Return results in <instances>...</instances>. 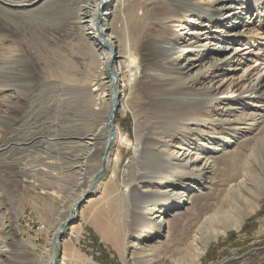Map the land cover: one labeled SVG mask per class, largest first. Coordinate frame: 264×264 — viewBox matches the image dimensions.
Returning <instances> with one entry per match:
<instances>
[{
  "label": "bare ground",
  "instance_id": "obj_1",
  "mask_svg": "<svg viewBox=\"0 0 264 264\" xmlns=\"http://www.w3.org/2000/svg\"><path fill=\"white\" fill-rule=\"evenodd\" d=\"M215 3L195 0H0V15L8 17L20 10L39 12L52 8L59 13L71 12L84 31L86 45L94 46L89 48L92 50L94 73H91L88 88L79 91V95L89 98L94 107L101 100L107 104V117L98 127H103L105 132L100 138L104 142L99 154L100 165L108 167L113 161L116 166L119 160L117 153L111 161L113 148L110 138L131 143L130 138L121 134L110 120L111 114L114 119L117 114L132 111L135 142L131 162L141 167L146 165L149 174L146 176L137 169L132 184L142 188L129 191L141 211L143 231L138 233L132 246L139 248L145 258L152 251L164 249L160 259L147 258L145 264H153L154 261L156 264L199 263L207 244L229 229H240L246 217L257 210L264 194V188L259 187V182L264 181V58L250 72L253 83L244 91L249 94L223 100L216 119L206 116L207 103L215 94L234 91L229 85L225 86V79L217 75L213 82L208 80L204 87L195 88L196 82L203 77L201 72L221 68L233 71L239 64L236 62L242 59L241 51L236 52L232 44L238 37V24L246 19V16L241 19L243 9L228 26V40L219 36L223 23L233 16L237 8H241L240 2L228 0L220 6ZM180 14L194 17L192 27L186 31L187 39L181 36L183 40L179 41L168 33L153 32L163 26L164 20H177ZM141 22L145 23L144 30ZM210 25L213 30L209 29ZM194 28L200 30L195 31ZM143 45L148 46L150 62L141 66L138 75L134 65ZM21 65L19 60L0 61V80L9 78L13 85L24 87ZM156 71L161 75H155ZM136 84L139 94L132 91ZM127 87L131 89L128 96L118 102L117 95H123ZM7 117L6 111H0V120ZM216 121L224 125L218 134H208L209 129L205 133L192 126L198 123L214 125ZM186 122L192 129L191 133L183 130ZM94 133L80 139H86V143L93 145L98 139ZM92 149L89 147L85 156L91 154ZM222 158L226 165L219 166ZM100 174L101 171L97 170L95 177ZM215 175L219 182H216ZM215 182L216 186H223L218 193L213 186ZM250 188L253 191L249 193ZM197 194L205 199L197 200ZM208 198L215 199L210 202ZM107 200L105 197L104 201ZM187 204L193 205L192 210ZM80 208L78 213L81 217L83 205ZM179 208L191 211L194 218L189 232L175 239L169 247L180 255V262L174 263L166 259L168 244L165 245L161 238L165 237L168 218ZM100 209L92 221L103 230L107 223L103 216L113 215L117 208L111 199L106 208ZM61 213L57 211L50 225L44 229L47 240L45 264L53 252V238L61 228ZM77 221L66 229L60 241L57 240L62 249L67 244L64 240L68 234L77 228ZM152 240L154 243H150ZM4 250V245H0V254Z\"/></svg>",
  "mask_w": 264,
  "mask_h": 264
},
{
  "label": "rangeland",
  "instance_id": "obj_2",
  "mask_svg": "<svg viewBox=\"0 0 264 264\" xmlns=\"http://www.w3.org/2000/svg\"><path fill=\"white\" fill-rule=\"evenodd\" d=\"M195 1H216V6H220L228 0ZM236 1L240 2L241 8H237L233 16L223 23L219 36L228 40V26L243 9L241 19L245 16L246 19L238 24V37L232 44L236 52L241 51L242 59L236 62L239 64L233 71L227 72L221 68L201 72L203 77L195 84V88H202L208 80L213 82L217 75L225 79V86L229 85L234 91L215 94L207 103L205 113L210 119L217 118L226 98L249 94L244 91L250 89L253 83L250 72L264 58V0ZM177 17L173 21L164 20L163 26L153 32L168 33L179 41L183 40L181 36L187 39L189 35H186V31L192 27L194 17L182 14ZM141 23L144 30L145 23ZM209 29L213 30L214 27ZM83 32L74 14L55 12L52 8L39 12L20 10L11 17L0 15V61L19 60L22 63L21 76L25 80L24 87L13 85L9 78H5L7 81L0 80V111L9 114V117L0 120V245L5 248L0 254V264H45L47 240L44 229L50 225L57 211H63L64 215L60 214L62 225L70 218L76 203L86 196L81 204V217L79 210L76 213L78 226L65 238L67 244L63 249L58 246L54 264H72L79 251L89 257L91 255V260L99 264H145L147 258L158 260L163 256L164 249H159L145 255V258L141 256L139 248L132 246L138 233L143 231L140 225L141 211L129 191L142 188L132 184L137 169L149 176L146 165L141 167L131 162L135 142V117L132 111L117 114L112 121L121 134L130 138L131 143L112 138L111 161L113 155H119L116 166L112 161L103 170L99 163L104 143L100 138L105 132L103 127H98L107 117V104L101 100L94 107L89 98L79 95V91L88 86L95 69L91 62L92 50L89 49L94 46L86 45ZM139 51L141 54L136 57L134 65L138 75L141 66L150 62L148 46H141ZM10 74L14 76V73ZM155 75H161V72L156 71ZM136 85L132 91L139 94L140 89ZM7 87L10 88L5 90ZM130 90V87L124 88L123 95H117V101L124 100L123 97L128 96ZM188 124L186 122L183 130L191 133ZM192 126L205 133L209 129L208 134H218L224 128L220 121L214 125L198 123ZM93 133L98 138L94 141L96 146L86 143V139H80ZM89 147L93 148L91 154L85 156ZM225 163L226 160L222 158L218 165L224 166ZM97 170L101 171L99 177H95ZM215 177L219 182L218 176ZM216 182L213 186H216ZM260 186L264 188V181L259 182ZM222 187V184L217 185L215 191L218 193ZM252 191L253 188H250L249 193ZM198 196L199 201L205 199L203 195ZM105 197L108 198L106 202ZM111 199L117 210L113 215L103 216L107 223L101 230L92 218L100 208H106ZM214 199L207 200L212 202ZM258 205L257 210L246 217L240 229H229L212 239L197 264H264V194ZM186 206L190 207L189 210L193 208L192 204ZM185 209L175 210L174 215L168 218L165 237L161 238L165 245L168 244L166 259L174 263L180 262V255L169 250V247L175 239L189 232L194 218V214ZM82 240H87L92 251L82 245ZM150 243H154V240ZM93 251L98 254L95 255ZM53 255L54 247L48 264Z\"/></svg>",
  "mask_w": 264,
  "mask_h": 264
},
{
  "label": "water",
  "instance_id": "obj_3",
  "mask_svg": "<svg viewBox=\"0 0 264 264\" xmlns=\"http://www.w3.org/2000/svg\"><path fill=\"white\" fill-rule=\"evenodd\" d=\"M110 120L113 121V114H111ZM111 136H112V135H111ZM111 139H112V138H110V142H109V143H111ZM102 168H103V170H105V169H106V165L103 164V165H102ZM86 197H87V196H86ZM86 197H84V198L82 197V198L76 203V205H75V206L72 208V210H71L70 218H69L67 221H65V222L61 225V228H60L59 232L55 235V237H54V241H53L54 255H53V257H52V260H51L50 264H54V262H55V258H56V256H57V252H58L57 238L61 237V235H62L63 232H64V229H65L67 226L71 225V224L75 221L76 213H77V211L79 210V208L81 207L82 201H84V199H86Z\"/></svg>",
  "mask_w": 264,
  "mask_h": 264
},
{
  "label": "crops",
  "instance_id": "obj_4",
  "mask_svg": "<svg viewBox=\"0 0 264 264\" xmlns=\"http://www.w3.org/2000/svg\"><path fill=\"white\" fill-rule=\"evenodd\" d=\"M82 243L83 246L89 248L92 251V247L87 244L88 243L87 240L86 241L82 240ZM92 253H94L95 255L98 254L96 251H93ZM76 257L77 258L72 260V264H99L91 260L92 259L91 255L89 257L85 252L79 251Z\"/></svg>",
  "mask_w": 264,
  "mask_h": 264
}]
</instances>
